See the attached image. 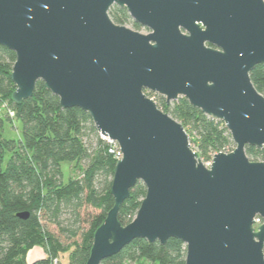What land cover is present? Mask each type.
<instances>
[{
    "label": "water",
    "instance_id": "obj_1",
    "mask_svg": "<svg viewBox=\"0 0 264 264\" xmlns=\"http://www.w3.org/2000/svg\"><path fill=\"white\" fill-rule=\"evenodd\" d=\"M115 5L149 33L114 22ZM0 45L16 53L15 103L43 81L122 150L114 206L86 264L136 239L171 238L186 245V264H264V161L246 152L264 149V95L251 79L264 64V0H0ZM146 90L224 121L235 149L207 167ZM139 181L146 195L123 225L119 211Z\"/></svg>",
    "mask_w": 264,
    "mask_h": 264
},
{
    "label": "trees",
    "instance_id": "obj_2",
    "mask_svg": "<svg viewBox=\"0 0 264 264\" xmlns=\"http://www.w3.org/2000/svg\"><path fill=\"white\" fill-rule=\"evenodd\" d=\"M110 16L120 25L141 26L128 10L113 6ZM16 53L0 45V264H28L34 247L47 253L31 264H51L52 258L68 254L69 264H86L97 228L114 206L111 193L117 159L109 152L91 115L79 107L63 108L58 96L37 83L33 97L17 104L12 95L16 85L12 70ZM255 87L264 95V64L251 72ZM157 106L183 124L201 158L211 159L218 152H231L234 142L224 121L210 117L185 97L167 103L164 96L145 91ZM8 109L22 124L21 137L5 136ZM252 161H264V149L247 146ZM75 173L64 180L62 164ZM139 181L122 204L119 220L133 221L146 195ZM90 206L97 213L83 225L81 209ZM27 213V217L20 214ZM67 215V217H64ZM53 223L70 240L64 243L42 222ZM186 245L176 238L166 244L136 239L101 264H186Z\"/></svg>",
    "mask_w": 264,
    "mask_h": 264
},
{
    "label": "rangeland",
    "instance_id": "obj_3",
    "mask_svg": "<svg viewBox=\"0 0 264 264\" xmlns=\"http://www.w3.org/2000/svg\"><path fill=\"white\" fill-rule=\"evenodd\" d=\"M134 30H138L144 34L149 33V30L147 28L141 27L140 29H136L133 25L128 24L126 25ZM9 112V111H8ZM0 114L7 119V116L4 114L3 110H0ZM11 119L9 121L5 122V136L9 137V138H15L18 139L21 137V129H22V124L19 120H17V118L15 116L10 115ZM192 145V144H191ZM235 143H234V149H235ZM192 148L196 150V147L193 145ZM198 152V151H197ZM202 161L204 163H206L208 160L203 157L201 158ZM63 167V171H64V180L65 182L68 180L69 176H76V175H80V173H75L72 171L71 167H69V164L67 162H64L62 164ZM98 210L90 207V206H85L81 209V217L84 221L83 225L85 227L88 226V221L91 218L92 215H94L95 213H97ZM64 217H67V215H65ZM42 222L44 223V225L57 237L60 238V240L64 243H70V240H67V238L65 236H63L60 232L59 229L57 228V226L53 223H49L47 222L45 219L42 220ZM60 264H69V256L68 254H61L60 258ZM127 264H134L133 262H128ZM136 264H138V262H136Z\"/></svg>",
    "mask_w": 264,
    "mask_h": 264
},
{
    "label": "built area",
    "instance_id": "obj_4",
    "mask_svg": "<svg viewBox=\"0 0 264 264\" xmlns=\"http://www.w3.org/2000/svg\"><path fill=\"white\" fill-rule=\"evenodd\" d=\"M9 115L15 116V112L11 109H8ZM102 138L109 144V152L114 155V157L119 160L123 157L122 150L118 144L117 141L106 137L102 134H100ZM215 154L212 155L211 159H209L206 163H204L207 167H210L213 161V157ZM264 222V220L261 217L256 218V227L261 225ZM51 264H60L59 258H52V263Z\"/></svg>",
    "mask_w": 264,
    "mask_h": 264
},
{
    "label": "crops",
    "instance_id": "obj_5",
    "mask_svg": "<svg viewBox=\"0 0 264 264\" xmlns=\"http://www.w3.org/2000/svg\"><path fill=\"white\" fill-rule=\"evenodd\" d=\"M47 256V253L45 250L41 247H34L32 250L29 251L27 256V262L28 264L33 263L36 260L45 258Z\"/></svg>",
    "mask_w": 264,
    "mask_h": 264
}]
</instances>
